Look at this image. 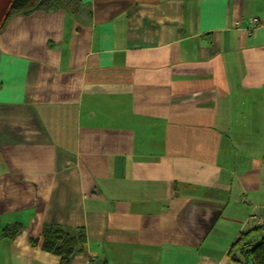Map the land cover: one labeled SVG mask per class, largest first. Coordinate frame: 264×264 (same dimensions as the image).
I'll return each mask as SVG.
<instances>
[{"label":"crops","instance_id":"crops-1","mask_svg":"<svg viewBox=\"0 0 264 264\" xmlns=\"http://www.w3.org/2000/svg\"><path fill=\"white\" fill-rule=\"evenodd\" d=\"M0 31V264H237L264 229V0H79ZM12 0H0V25ZM1 236V235H0Z\"/></svg>","mask_w":264,"mask_h":264},{"label":"trees","instance_id":"trees-1","mask_svg":"<svg viewBox=\"0 0 264 264\" xmlns=\"http://www.w3.org/2000/svg\"><path fill=\"white\" fill-rule=\"evenodd\" d=\"M80 8L79 0H12L0 25V31L14 16H28L34 12H57L75 15ZM19 226L5 227L0 231L1 238L13 239ZM85 244V234L78 229L71 233L58 226H46L42 232V248L57 256L59 264H69L73 254L80 253ZM230 261L237 264H264V232L262 239L249 242L243 235L231 246L227 253ZM105 264V263H104Z\"/></svg>","mask_w":264,"mask_h":264},{"label":"built area","instance_id":"built-area-1","mask_svg":"<svg viewBox=\"0 0 264 264\" xmlns=\"http://www.w3.org/2000/svg\"><path fill=\"white\" fill-rule=\"evenodd\" d=\"M234 28L237 32H240L245 36H249L255 30L264 28V19L247 18L244 25H242V23H236ZM249 219L253 220L258 227H262L264 229V219H259L255 215H250Z\"/></svg>","mask_w":264,"mask_h":264}]
</instances>
